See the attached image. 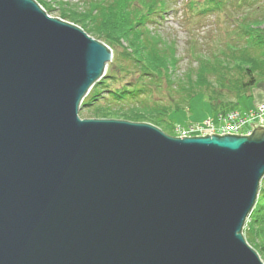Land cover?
Instances as JSON below:
<instances>
[{"label": "water", "instance_id": "obj_1", "mask_svg": "<svg viewBox=\"0 0 264 264\" xmlns=\"http://www.w3.org/2000/svg\"><path fill=\"white\" fill-rule=\"evenodd\" d=\"M111 58L35 1L0 0V264H264L242 235L264 126L173 138L80 119Z\"/></svg>", "mask_w": 264, "mask_h": 264}, {"label": "trees", "instance_id": "obj_2", "mask_svg": "<svg viewBox=\"0 0 264 264\" xmlns=\"http://www.w3.org/2000/svg\"><path fill=\"white\" fill-rule=\"evenodd\" d=\"M132 1L130 12L124 22L111 26L103 22L99 11L90 10L80 4L62 6L59 18L80 27L88 36L104 43L109 49L114 45L124 50V59L128 70L134 78L121 88H111L117 82L112 66H107L104 76L95 83L81 103L82 108L91 107L96 102L105 100L114 107L96 106L93 115L98 119H114L137 123H161L173 111H178L179 103L171 106H161L159 100H152V90H160L161 82L166 81L171 88L183 87L172 80L169 73L174 64L175 55L171 47L166 46L147 28L150 18L166 10V1L146 4L144 10H138ZM140 4V2H137ZM184 8L187 15L218 14L224 18L230 17V27L225 31L226 44L220 49V55L214 54L213 62L202 67L199 80L203 81L208 90L209 107L215 113L222 114L236 109V102L249 97L251 89L257 82V73H264V0H185ZM87 6V5H86ZM92 6H100L92 5ZM46 7V8H45ZM46 13L54 11L45 6ZM197 9V10H196ZM192 10H196L194 14ZM126 13V11H124ZM87 16V17H86ZM123 20V21H124ZM119 27V29L113 28ZM204 65V64H202ZM201 65V66H202ZM211 76L212 81H209ZM154 86V87H151ZM189 86V85H188ZM172 90V89H171ZM221 91H225L221 95ZM174 92V91H173ZM172 92V93H173ZM186 95V93H185ZM190 96V95H189ZM188 98V96H185ZM118 118V119H119ZM164 123V122H163ZM161 123L163 126H167ZM247 244L259 255L264 263V176L260 181L256 203L250 212L243 229Z\"/></svg>", "mask_w": 264, "mask_h": 264}, {"label": "rangeland", "instance_id": "obj_3", "mask_svg": "<svg viewBox=\"0 0 264 264\" xmlns=\"http://www.w3.org/2000/svg\"><path fill=\"white\" fill-rule=\"evenodd\" d=\"M33 1H35L44 11L45 6L53 9L54 11L46 14L50 18L56 19H60L59 13L62 9V6H80V4L84 6V3H86L87 6L85 5V8L87 7L88 9L90 8V10L93 9L102 13L103 22L111 26H117L120 22L125 23V20L128 17L127 12H130L132 1L136 2L134 6H136L137 8L135 9L144 10V6L146 4L156 3L158 0ZM165 1L166 10L160 14L152 16L146 26L154 36H158L166 46L168 45L171 47V53L175 55V59L173 61L174 65L170 67L171 70L169 74L173 76L172 81L174 83H176L177 85H185L183 88L188 91L185 92V95V93H183L182 91V87L177 89H174V87L171 88L170 85L163 80L161 82L160 90H152V100H159L161 106H171L174 103L178 102L180 108L178 109V111H173L165 118H161L160 120L156 118V120L160 122L164 120V123H161H163L164 125L168 124L167 126H163L161 123H156L155 121H150L152 123L144 124L152 125L170 137L179 138L181 136H179L180 134L177 133L178 128H176L174 132V127L185 126L188 123L201 122L205 119H214V117L216 116L215 111H213L211 107H209L208 97L203 96V94H206L208 91L206 89L207 87H205V85L200 86L199 84H203V81H200L198 78L199 75H201L200 69L202 67H207L206 64H210L211 62H213L212 59H214V54L216 53L219 56V50L225 48V31L228 27H230L231 21L229 20L230 15L228 16V18H224L215 13L205 14L203 15V17L197 14L194 16V18L187 17L186 9L184 8L185 0ZM137 2H140V4H138ZM99 4L100 6L97 7L92 6ZM132 7L133 6H131V8ZM196 10H192L191 14H194ZM124 11H126V13ZM60 20L72 24L68 21H64L62 19ZM113 28L119 29V27ZM110 50L112 52L111 62L113 61V64L112 66H110V68L112 67L114 69L116 78L118 79L116 83L111 85V88H121L125 84L132 82L134 75L132 71H130V73L124 71L125 69L128 70L129 68L128 63L123 58L125 56L123 48L114 45L112 48H110ZM110 63H108V66ZM210 81H212L211 76H209L208 82ZM201 92L203 94H201ZM220 93H222L221 95H224L225 91H221ZM185 96H188V98ZM228 99H230V101L232 102L237 103L235 110L241 113L256 108L257 106L264 105V73H257V82L251 89L249 97L242 98L239 101L233 100L232 97H229ZM106 105L114 107L113 103H107V101L101 100L96 102L91 107H81L78 115L80 119H98L93 115L96 106ZM118 118L119 117H115L114 119L120 120V118ZM250 133L251 129H246L239 133V135L246 136ZM203 135L204 133L194 132L190 135V137H202ZM242 235L244 237L243 232Z\"/></svg>", "mask_w": 264, "mask_h": 264}, {"label": "built area", "instance_id": "obj_4", "mask_svg": "<svg viewBox=\"0 0 264 264\" xmlns=\"http://www.w3.org/2000/svg\"><path fill=\"white\" fill-rule=\"evenodd\" d=\"M259 123L258 126H264V106H259L255 111L246 115H239L232 112L224 116L218 117V122L214 123L211 120H205L199 124H192L191 128H178L177 133L181 137H190L194 132L204 133L205 135H239L246 130L245 127L251 123Z\"/></svg>", "mask_w": 264, "mask_h": 264}, {"label": "bare ground", "instance_id": "obj_5", "mask_svg": "<svg viewBox=\"0 0 264 264\" xmlns=\"http://www.w3.org/2000/svg\"><path fill=\"white\" fill-rule=\"evenodd\" d=\"M191 126H192V124H190V123H188L187 125H185V126H178V127H176V128H185V127H187V129H189V128H191ZM175 131V130H174ZM209 136H211V135H209ZM217 136H219V135H217ZM179 138H182V137H179ZM185 138V137H184Z\"/></svg>", "mask_w": 264, "mask_h": 264}]
</instances>
